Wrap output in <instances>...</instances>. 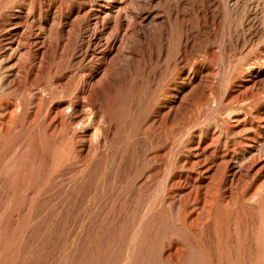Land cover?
Segmentation results:
<instances>
[{"label": "rangeland", "instance_id": "obj_1", "mask_svg": "<svg viewBox=\"0 0 264 264\" xmlns=\"http://www.w3.org/2000/svg\"><path fill=\"white\" fill-rule=\"evenodd\" d=\"M0 264H264V0H0Z\"/></svg>", "mask_w": 264, "mask_h": 264}, {"label": "bare ground", "instance_id": "obj_2", "mask_svg": "<svg viewBox=\"0 0 264 264\" xmlns=\"http://www.w3.org/2000/svg\"><path fill=\"white\" fill-rule=\"evenodd\" d=\"M262 188V187H261Z\"/></svg>", "mask_w": 264, "mask_h": 264}]
</instances>
